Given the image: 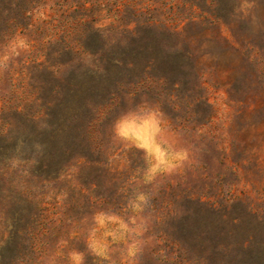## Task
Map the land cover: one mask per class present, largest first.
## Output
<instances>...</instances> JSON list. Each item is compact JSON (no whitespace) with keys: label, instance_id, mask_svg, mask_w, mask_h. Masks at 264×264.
Instances as JSON below:
<instances>
[{"label":"rangeland","instance_id":"1","mask_svg":"<svg viewBox=\"0 0 264 264\" xmlns=\"http://www.w3.org/2000/svg\"><path fill=\"white\" fill-rule=\"evenodd\" d=\"M0 254L264 264V0H0Z\"/></svg>","mask_w":264,"mask_h":264},{"label":"trees","instance_id":"2","mask_svg":"<svg viewBox=\"0 0 264 264\" xmlns=\"http://www.w3.org/2000/svg\"><path fill=\"white\" fill-rule=\"evenodd\" d=\"M0 264H23L21 257H11L6 254H0Z\"/></svg>","mask_w":264,"mask_h":264}]
</instances>
